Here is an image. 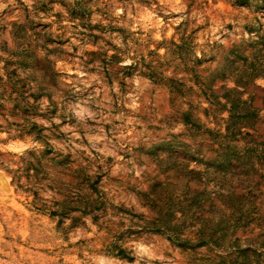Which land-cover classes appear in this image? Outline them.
<instances>
[{
	"label": "rangeland",
	"instance_id": "rangeland-1",
	"mask_svg": "<svg viewBox=\"0 0 264 264\" xmlns=\"http://www.w3.org/2000/svg\"><path fill=\"white\" fill-rule=\"evenodd\" d=\"M0 264H264V0H0Z\"/></svg>",
	"mask_w": 264,
	"mask_h": 264
},
{
	"label": "trees",
	"instance_id": "trees-1",
	"mask_svg": "<svg viewBox=\"0 0 264 264\" xmlns=\"http://www.w3.org/2000/svg\"><path fill=\"white\" fill-rule=\"evenodd\" d=\"M124 253H125V251L122 250L121 248H119V249H118V254H117V255L123 257V255H125Z\"/></svg>",
	"mask_w": 264,
	"mask_h": 264
}]
</instances>
